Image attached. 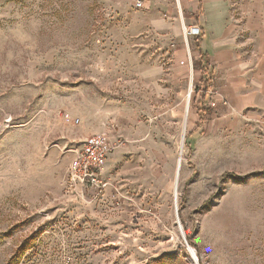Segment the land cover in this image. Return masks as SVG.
Masks as SVG:
<instances>
[{
	"label": "rangeland",
	"instance_id": "rangeland-1",
	"mask_svg": "<svg viewBox=\"0 0 264 264\" xmlns=\"http://www.w3.org/2000/svg\"><path fill=\"white\" fill-rule=\"evenodd\" d=\"M135 1L0 0V264H264V140L199 121ZM92 131L109 186L74 199Z\"/></svg>",
	"mask_w": 264,
	"mask_h": 264
},
{
	"label": "crops",
	"instance_id": "crops-1",
	"mask_svg": "<svg viewBox=\"0 0 264 264\" xmlns=\"http://www.w3.org/2000/svg\"><path fill=\"white\" fill-rule=\"evenodd\" d=\"M142 2L146 18L141 27L173 41L172 56L182 64L179 68L190 66L189 51L192 63L202 59V69L213 74L218 103L205 114L208 128L264 140V0ZM194 24L201 33L188 38L187 49L183 28ZM202 69H197L196 80L207 74ZM191 118L198 120L197 114Z\"/></svg>",
	"mask_w": 264,
	"mask_h": 264
},
{
	"label": "built area",
	"instance_id": "built-area-1",
	"mask_svg": "<svg viewBox=\"0 0 264 264\" xmlns=\"http://www.w3.org/2000/svg\"><path fill=\"white\" fill-rule=\"evenodd\" d=\"M134 5L137 8H142L143 2L142 0H136ZM200 33V27L196 24L183 28L182 37L187 49L188 38H197ZM187 59L192 69V59L189 51L187 52ZM201 73L207 74L190 84L188 97L192 92L197 110L198 108H208L211 112L218 103L213 98V74L208 73V68L202 69ZM222 101L225 103L224 99ZM117 144L116 141L111 140L105 131H96L85 135L78 147L73 150L68 163L63 179L65 194L80 200H85L87 189L91 190L96 196L101 194L109 186L104 172V165Z\"/></svg>",
	"mask_w": 264,
	"mask_h": 264
},
{
	"label": "trees",
	"instance_id": "trees-1",
	"mask_svg": "<svg viewBox=\"0 0 264 264\" xmlns=\"http://www.w3.org/2000/svg\"><path fill=\"white\" fill-rule=\"evenodd\" d=\"M195 67H197L198 69H202L203 68L202 59L197 64H195ZM209 111H210V109H208V108H198L197 114L199 116V121H201V119L203 118V115L209 113Z\"/></svg>",
	"mask_w": 264,
	"mask_h": 264
},
{
	"label": "bare ground",
	"instance_id": "bare-ground-1",
	"mask_svg": "<svg viewBox=\"0 0 264 264\" xmlns=\"http://www.w3.org/2000/svg\"><path fill=\"white\" fill-rule=\"evenodd\" d=\"M187 249L189 250L191 256H192L193 258H195V260H197V259H196V255H195V251H194L192 248H190V247H188Z\"/></svg>",
	"mask_w": 264,
	"mask_h": 264
},
{
	"label": "water",
	"instance_id": "water-1",
	"mask_svg": "<svg viewBox=\"0 0 264 264\" xmlns=\"http://www.w3.org/2000/svg\"><path fill=\"white\" fill-rule=\"evenodd\" d=\"M180 161V160H179ZM178 170H179V164H178V166H177V174H178Z\"/></svg>",
	"mask_w": 264,
	"mask_h": 264
}]
</instances>
